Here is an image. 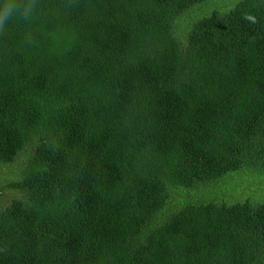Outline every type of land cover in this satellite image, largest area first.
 I'll use <instances>...</instances> for the list:
<instances>
[{"label":"trees","instance_id":"1","mask_svg":"<svg viewBox=\"0 0 264 264\" xmlns=\"http://www.w3.org/2000/svg\"><path fill=\"white\" fill-rule=\"evenodd\" d=\"M22 3L0 264H264V194L233 174L264 178V0Z\"/></svg>","mask_w":264,"mask_h":264},{"label":"clouds","instance_id":"2","mask_svg":"<svg viewBox=\"0 0 264 264\" xmlns=\"http://www.w3.org/2000/svg\"><path fill=\"white\" fill-rule=\"evenodd\" d=\"M33 11L34 8L31 5L23 7L22 0H4V3L0 5V31L4 30L5 24L13 17L27 20Z\"/></svg>","mask_w":264,"mask_h":264},{"label":"rangeland","instance_id":"3","mask_svg":"<svg viewBox=\"0 0 264 264\" xmlns=\"http://www.w3.org/2000/svg\"><path fill=\"white\" fill-rule=\"evenodd\" d=\"M7 168L5 169H0V176H3L6 172ZM233 174L237 175L238 180L242 181L241 188L245 186L247 188V196H250L252 199H256V192L258 190H261V192L264 194V178L255 174H251L247 172L246 170H242L241 176H239L236 172H233ZM229 180L233 182V178L231 179H224L223 183H229ZM259 183L258 185H255L256 183ZM219 183V182H217ZM262 184V185H260ZM223 184H219V186H222ZM238 184V188L240 189ZM225 186V185H224ZM226 187V186H225ZM227 189H236V188H229L226 187ZM260 196V195H259ZM264 198V196L262 197Z\"/></svg>","mask_w":264,"mask_h":264}]
</instances>
